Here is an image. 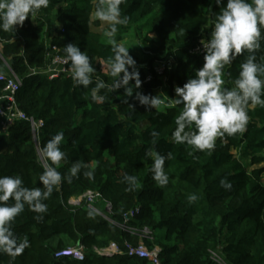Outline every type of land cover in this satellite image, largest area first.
<instances>
[{
	"label": "trees",
	"instance_id": "trees-1",
	"mask_svg": "<svg viewBox=\"0 0 264 264\" xmlns=\"http://www.w3.org/2000/svg\"><path fill=\"white\" fill-rule=\"evenodd\" d=\"M99 4L100 0H49L47 8L29 16L16 32L0 30V74L8 75L11 69L23 81L19 109L43 122L35 137L27 121H17L5 131L0 116V176H20L25 187L43 188L40 175L51 165L43 148L61 131V149L67 156L53 166L62 176L77 162L89 166L71 183L62 180L44 201L46 213L25 206L13 230L19 238L27 237L29 246L14 259L0 253V264H155L129 256L128 246L141 244L150 250L159 247L161 264H264V108L250 106L246 130L218 138L210 152L175 143L172 136L183 108L176 103L175 87H182L203 66L204 53L194 51L210 39L220 7L215 0H126L121 5L126 22L110 37V25L99 31L104 21L94 20ZM133 29H146L141 54L130 52L140 71L136 91L156 97L158 90L167 88L164 109L159 100L155 108L141 105L135 93L125 103L123 87L100 89L97 95L102 99H92L97 83H116L118 77L110 68L115 58L112 41L121 45ZM69 43L78 45L95 68L88 89L78 86L72 74L53 80L47 74L52 47L67 57L64 47ZM256 55L258 61L264 57V41ZM245 56L225 66L224 87H234ZM68 69L72 73L70 60ZM130 83L135 90V81ZM4 87L0 81V94ZM153 132L159 133L155 144ZM148 150L165 157L172 153L164 165L166 186L152 178ZM87 170L93 172L91 179L83 175ZM126 175L137 178L134 188ZM222 180L231 188L223 187ZM88 191L102 195L97 208L111 221L85 201L71 203ZM106 202L113 206L111 213ZM132 212L131 234L122 226ZM145 229L150 234L142 237ZM113 243L119 253H97ZM76 246L84 247V261L55 257Z\"/></svg>",
	"mask_w": 264,
	"mask_h": 264
},
{
	"label": "clouds",
	"instance_id": "clouds-1",
	"mask_svg": "<svg viewBox=\"0 0 264 264\" xmlns=\"http://www.w3.org/2000/svg\"><path fill=\"white\" fill-rule=\"evenodd\" d=\"M124 3L126 0H100L97 6V17L110 25V37L116 33L117 25L126 22L127 18L121 19V5ZM215 4L220 7V11L215 17L210 39L206 43L201 41L204 48L203 66L182 87H175L176 103L183 105V108L175 118L176 128L172 134L175 143L209 152L214 150L218 138L225 134L234 136L246 130L250 106L264 108V57L258 61L256 55L264 41V0H226V3L225 0H215ZM48 5L49 0H2L0 30L16 32L29 16H36ZM112 45L115 58L110 64L111 74L118 79L111 87L104 81L97 83L91 89L92 99H102L97 95L100 89L107 87L111 92L123 87L125 103L135 93V99L141 105L155 108L157 97L136 91L141 86L140 71L129 48L115 40ZM64 51L71 62L72 79L78 86L88 89L93 84L95 72L89 56L72 43L67 44ZM244 54L246 56L234 80V87H224L225 66ZM132 81H135V90L131 86ZM151 135L155 138L152 141L155 144L159 133L153 132ZM63 139V131L58 132L43 148L45 157L51 161V165H47L40 175L43 188L25 187L20 176H0V253H6L14 259L29 246L27 237L21 239L13 230L15 220L24 212L25 206L37 214L46 213L44 201L49 199L62 180L71 183L73 178H79L82 169L89 168L87 164L77 162L68 174L62 176L53 166L66 159L67 154L61 149ZM146 155L153 158L152 178L159 186H166L169 178L164 165L166 159L172 158V153L165 157L148 150ZM83 175L91 179L93 172L87 170ZM124 179L130 189L138 183L135 176L126 175ZM221 185L231 188L227 180H222Z\"/></svg>",
	"mask_w": 264,
	"mask_h": 264
},
{
	"label": "built area",
	"instance_id": "built-area-1",
	"mask_svg": "<svg viewBox=\"0 0 264 264\" xmlns=\"http://www.w3.org/2000/svg\"><path fill=\"white\" fill-rule=\"evenodd\" d=\"M206 43V42H205ZM196 53H204L203 44L201 43L195 51ZM50 56V69L48 70V75L51 80L58 78L61 75H70V69H68L69 59L60 55L59 49L56 46L52 47V51L49 53ZM160 73H163V67L160 66L157 68ZM34 75L38 74V71H33ZM150 80V78H149ZM0 81L5 83V87L0 94V116L4 119L3 126L5 131H8L9 128L14 126L17 121H27L30 122L33 133L36 137L37 131L43 127V122L35 121L32 118H29L24 114L18 106L17 95L21 88L23 87V81L19 79L14 72L9 69L8 75L0 74ZM103 199L102 195L99 192L88 191L85 195L80 198H73L71 200L72 204H81L85 201L87 207L91 210H94L97 214L105 217L107 220H110L107 215H105L101 210L97 208V204ZM108 213L112 212L113 206L111 203L106 202L105 205ZM134 218V212L128 215L125 219V223L122 226L124 231L127 233H135V230L129 227L128 223ZM111 221V220H110ZM150 234L149 229H145L141 234L142 237H146ZM129 248V256L139 257L141 259L149 260L155 264H161L160 262V253L161 249L159 247L150 250L145 245L141 244L138 247H133L131 245ZM120 252L119 246L113 243L110 247L97 250L99 255L112 256ZM55 257L60 258H70L78 261H84L86 259L85 249L83 246L70 247L61 251H58L55 254Z\"/></svg>",
	"mask_w": 264,
	"mask_h": 264
},
{
	"label": "rangeland",
	"instance_id": "rangeland-1",
	"mask_svg": "<svg viewBox=\"0 0 264 264\" xmlns=\"http://www.w3.org/2000/svg\"><path fill=\"white\" fill-rule=\"evenodd\" d=\"M99 19L97 17V15L94 16V20ZM108 25L107 22L102 23V26L100 30H103L104 28H106ZM146 29H133L131 32H129L127 35H125L124 40L122 42V46L129 48V52H131L132 54H141L142 51V37L145 33ZM106 39V38H105ZM167 88H162L161 90H158L156 92V97L158 98L159 102L161 103L160 105L162 106L161 109H164L166 107V102L168 100V95H167ZM174 96L176 97L175 91H174Z\"/></svg>",
	"mask_w": 264,
	"mask_h": 264
},
{
	"label": "bare ground",
	"instance_id": "bare-ground-1",
	"mask_svg": "<svg viewBox=\"0 0 264 264\" xmlns=\"http://www.w3.org/2000/svg\"><path fill=\"white\" fill-rule=\"evenodd\" d=\"M25 83V82H24Z\"/></svg>",
	"mask_w": 264,
	"mask_h": 264
}]
</instances>
